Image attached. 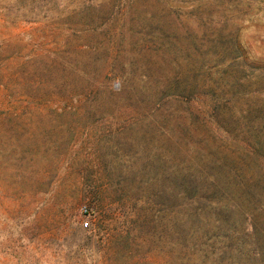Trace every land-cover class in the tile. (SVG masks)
<instances>
[{"label":"rangeland","instance_id":"rangeland-1","mask_svg":"<svg viewBox=\"0 0 264 264\" xmlns=\"http://www.w3.org/2000/svg\"><path fill=\"white\" fill-rule=\"evenodd\" d=\"M263 8L264 0H0V264H213L222 246L211 243L210 190L204 185L202 206L185 207L194 183L182 195V179L194 181V167L210 174L217 149L264 181V152L254 157L240 137L214 128L212 92L194 97V86L217 79L206 68L216 53L227 83L242 78V64L264 80ZM78 50L97 57L90 65L107 91L121 88L102 91L96 112L78 110L75 81V90L54 92L3 78L14 57L66 65ZM59 95L72 97L71 110L41 116ZM154 103L162 108L142 120L137 113ZM135 176L153 180L147 204L119 194L118 178L134 186ZM161 191L169 204L155 196Z\"/></svg>","mask_w":264,"mask_h":264},{"label":"trees","instance_id":"trees-1","mask_svg":"<svg viewBox=\"0 0 264 264\" xmlns=\"http://www.w3.org/2000/svg\"><path fill=\"white\" fill-rule=\"evenodd\" d=\"M217 40L216 34L211 36L210 43L213 46L211 50L214 52H216L214 45L217 44ZM85 54L79 50L72 52L65 60L66 65L61 62L55 64V60H49V58L48 61L47 58H31L22 61L21 58L14 57L15 62L13 64L6 63L4 66L8 72L3 74V78L7 83L25 81L36 83L38 87H51L54 92L65 91L68 87L75 90V87L70 84L76 82L75 95L76 98H80L78 110L80 112H96L97 99L102 91L112 96L117 95L121 88L119 91H107V79L98 80L100 71H97L95 65H90V62L97 60V57L88 56L84 58ZM236 55L231 58V62L239 65L238 52H236ZM223 62L224 58L219 57L216 53L214 59L208 63L206 68L217 79H212L208 83L196 84L194 86V97L203 95L205 91H211L210 111L212 113L209 117L214 121L213 127L221 130L227 140H231V136L233 139L240 137V142L244 141L242 144L251 151L252 156L257 157V154L260 155L261 152H264V136H262L264 131V80L262 77L259 78V74L252 68L250 70L256 73L255 78H252L253 73H249V75L244 73V68L247 67L242 64L240 67L243 72L242 78L237 79L236 82L227 83L226 72H219ZM38 65L41 66L37 67ZM39 68L44 69L40 77L36 76V72L41 70ZM221 68L223 70L228 69L227 66ZM51 69H54V72ZM55 71L57 73L52 75L51 73H55ZM119 78L122 80L121 87L123 85L127 86L128 76L121 73ZM147 78V75H142L140 78L143 84L139 85V92H143L144 97L147 96V90L150 91ZM247 78L256 79V81L244 83L248 80ZM61 79L65 81L64 86H66L64 88L55 83L56 80ZM248 86L253 89V95L250 94L251 91L247 88ZM261 90L263 93H260ZM70 98L60 95L55 96L51 106L45 107L46 109L43 107L37 109L40 110L38 113L43 116L44 113L42 112L48 110L46 115H50V113H54L56 116L65 114L71 110L67 105ZM45 104L43 103V105ZM159 108H162V106L154 103L147 111H144L145 116L140 112L137 115L143 120V117L157 113ZM122 124L120 123V126L123 127ZM41 127H45V125ZM213 141V144L219 143L218 139H213ZM40 144L42 147H46L47 141L43 138ZM213 156L214 158L207 166L210 174L204 176V169L194 167V181L182 179V185H184V192L180 191L182 195H186L191 191L194 183V201L188 202L181 194L178 197H183L182 204L185 207L192 206V204L202 206L203 195L206 191L203 190L204 185L210 190L212 209H214L215 216L218 217L213 219L214 223L218 225L215 226L211 243L212 245L222 246L220 254L219 252H213L214 255L216 254L215 259L212 260L213 264H264V205L262 197L264 181L261 177H258L257 173L250 172V169L244 164L239 163L234 167V162H231L227 156H223L217 149L214 150ZM258 167L261 169L262 165ZM186 176L191 177L189 173H184L183 178H186ZM152 181L143 176H135V185L128 186L124 185L125 179L119 177L116 185H118L120 195H125V193L134 194L139 202L147 204L148 201L144 199L142 194L145 186H148ZM185 181L187 182L184 183ZM159 189L162 188L159 187ZM155 196L164 199V204H169L171 194L168 196L166 192L161 191L157 192Z\"/></svg>","mask_w":264,"mask_h":264},{"label":"built area","instance_id":"built-area-1","mask_svg":"<svg viewBox=\"0 0 264 264\" xmlns=\"http://www.w3.org/2000/svg\"><path fill=\"white\" fill-rule=\"evenodd\" d=\"M87 225H88V223H87V222H85V223L83 224V226H84V227H87Z\"/></svg>","mask_w":264,"mask_h":264}]
</instances>
